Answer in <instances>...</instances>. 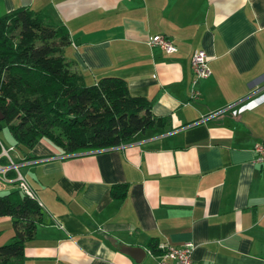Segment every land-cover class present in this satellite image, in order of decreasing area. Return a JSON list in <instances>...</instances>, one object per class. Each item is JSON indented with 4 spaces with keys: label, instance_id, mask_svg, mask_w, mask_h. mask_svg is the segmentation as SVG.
<instances>
[{
    "label": "crops",
    "instance_id": "obj_1",
    "mask_svg": "<svg viewBox=\"0 0 264 264\" xmlns=\"http://www.w3.org/2000/svg\"><path fill=\"white\" fill-rule=\"evenodd\" d=\"M19 7L66 27L64 56L86 84L121 77L159 119L106 149L66 154L41 139L28 159L11 142L46 221L19 264H158L150 239L161 250L191 243L198 264H264V167L252 151L264 143V0H0V15ZM154 34L175 51L147 45ZM198 49L209 75L195 79ZM247 100L235 115L223 110ZM12 181L0 173V194ZM113 184L126 185L122 200ZM2 230L11 239L8 217Z\"/></svg>",
    "mask_w": 264,
    "mask_h": 264
},
{
    "label": "trees",
    "instance_id": "obj_2",
    "mask_svg": "<svg viewBox=\"0 0 264 264\" xmlns=\"http://www.w3.org/2000/svg\"><path fill=\"white\" fill-rule=\"evenodd\" d=\"M69 43L66 27L42 12L19 7L0 15V131L6 127L13 146L28 159L41 139L66 154L106 149L159 121L147 99L129 94L123 78L101 76L86 84L64 56ZM9 164L0 141V165ZM4 176L14 188L0 194V217L10 219L13 235L0 245V264H19L26 241L46 221L37 200L18 187L16 171L11 168ZM126 188L113 184L110 196L122 200ZM148 250L163 253L153 239Z\"/></svg>",
    "mask_w": 264,
    "mask_h": 264
},
{
    "label": "built area",
    "instance_id": "obj_3",
    "mask_svg": "<svg viewBox=\"0 0 264 264\" xmlns=\"http://www.w3.org/2000/svg\"><path fill=\"white\" fill-rule=\"evenodd\" d=\"M146 44L149 46H157L161 50L167 53L174 52L176 49L175 46L167 38L158 34L148 36L146 39ZM189 66L192 76L195 79L205 78L209 75V69L206 65V55L200 49L195 50L191 54ZM253 101L254 100H247L244 102L230 104L228 106H225L223 110L228 111L231 115H235L238 112L245 109L246 107L250 106ZM9 150L10 148H6L2 145V154L6 156L8 159H9ZM252 151L254 154L253 162L262 165L264 167V143L259 142L254 144ZM11 168L14 169L17 173L16 180L18 182V187L30 198L37 200L26 178L20 174L17 166L13 162L10 161L9 165L1 166L0 173L4 175L5 172ZM38 203L41 206V203L40 202ZM162 250L163 253L161 254V261L158 262V264H198L195 263L191 257V252H192L191 243H185L180 247L163 246Z\"/></svg>",
    "mask_w": 264,
    "mask_h": 264
},
{
    "label": "water",
    "instance_id": "obj_4",
    "mask_svg": "<svg viewBox=\"0 0 264 264\" xmlns=\"http://www.w3.org/2000/svg\"><path fill=\"white\" fill-rule=\"evenodd\" d=\"M0 118H1V115H0ZM110 244L114 247H117V249L121 253L130 256L136 263H139L144 257L145 252L139 246L121 244L119 242H116L115 240L110 241Z\"/></svg>",
    "mask_w": 264,
    "mask_h": 264
},
{
    "label": "rangeland",
    "instance_id": "obj_5",
    "mask_svg": "<svg viewBox=\"0 0 264 264\" xmlns=\"http://www.w3.org/2000/svg\"><path fill=\"white\" fill-rule=\"evenodd\" d=\"M0 141L1 144L6 147L9 148L11 142L13 141V138L10 134V132L8 131V129L5 127L0 131ZM17 149V148H16ZM15 149V150H16ZM11 154V153H10ZM12 232V231H11ZM11 239L7 238V232L6 230H2L1 235H0V245L9 242Z\"/></svg>",
    "mask_w": 264,
    "mask_h": 264
}]
</instances>
